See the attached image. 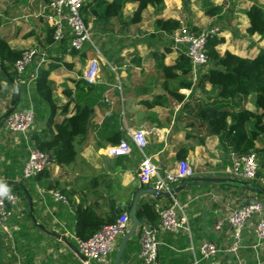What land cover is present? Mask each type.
<instances>
[{
	"label": "crops",
	"instance_id": "crops-1",
	"mask_svg": "<svg viewBox=\"0 0 264 264\" xmlns=\"http://www.w3.org/2000/svg\"><path fill=\"white\" fill-rule=\"evenodd\" d=\"M238 2L232 11L231 3L223 4L222 0H164L159 11L148 7L136 24L131 20L138 4L127 3L122 19L96 23L91 17L86 24L92 40L75 52L71 47L73 34L65 22L66 39H50L54 30L47 18L50 0H0V39L20 54L32 49L38 53L22 74L16 70V61L0 56V191H12L18 200L8 222L0 225V264H88L78 251V242L86 235L82 226L89 212L90 225L103 226L127 213L130 231L135 195L139 190L156 188V179L149 184L140 180L144 155L133 141L139 131L147 135L145 155L160 172L175 171L183 160L193 171V177L172 185L173 196L144 194L139 198L138 216L143 205L151 204L160 217L156 222L139 217L159 230L157 264H264V241L259 243L256 237L259 216L246 225L234 252L230 250L236 240L228 222L239 208L264 202V147L260 146L264 135L252 152L259 164L256 178L235 176L232 157L236 152L227 143L222 144L223 136L214 133L206 118L200 116L216 100L210 95L211 84L200 83L208 64L194 70L191 63V72L184 75L176 70L179 77L172 79L163 71L164 66H175L182 56L188 57V45L175 47L173 41L185 25L196 33L208 25H218L219 37L225 40L218 47L222 55L228 51L255 58L264 50V39L247 34L250 21L245 13L255 2L264 5V0ZM212 5L223 6V12L212 18L206 16ZM239 18L242 24L236 25ZM158 19L179 21L181 28L167 34L157 26ZM93 64L98 65L99 73L90 83L85 75ZM47 72L48 101L39 86L41 73ZM184 82H192V86L186 87ZM216 104L237 112L247 109L262 114L251 96ZM81 105L90 107L92 117L87 138L76 139L75 161L60 166L48 154V168L27 179L24 169L30 149L38 148L36 140H50L56 133L55 126L74 116ZM37 106L42 108L39 113ZM27 110L35 113L29 133L11 132L6 126L9 114ZM253 125L251 121L248 130ZM121 142L132 145L129 155L106 154L107 148ZM209 179L219 181L207 182ZM57 192L67 202L57 200ZM176 203L180 206L178 216L187 219L185 229L161 230V213ZM90 229L93 227L86 232ZM123 236L117 239L109 264H114ZM141 239L139 228L130 238L120 264H145L140 257ZM206 243L220 252L204 258L201 247Z\"/></svg>",
	"mask_w": 264,
	"mask_h": 264
},
{
	"label": "built area",
	"instance_id": "built-area-1",
	"mask_svg": "<svg viewBox=\"0 0 264 264\" xmlns=\"http://www.w3.org/2000/svg\"><path fill=\"white\" fill-rule=\"evenodd\" d=\"M84 0H50L48 20L53 24V39L55 42L64 40L65 24L71 29L73 39L72 49L77 52L82 51L84 46L91 42L92 33L86 24L82 15ZM211 35H218L217 29H211L202 33H195L188 27L181 28L174 36L175 47L179 44L188 45L187 56L189 57L194 70L201 69L209 63L207 53L208 38ZM38 55L37 50H28L16 61L15 67L19 74L25 72L26 68L33 62ZM99 68L93 64L85 75V79L94 83L97 80ZM35 122V113L33 110L13 111L6 119L7 128L13 133L27 135ZM133 141L144 155V160L139 169L140 180L149 184L156 179V190L160 192H171L172 185L193 177V171L190 164L186 161H180L175 171L160 172L152 159L145 155V149L148 145L147 135L139 131L133 135ZM132 152V145L128 142H121L107 148L106 154L110 157L127 156ZM232 173L235 176H244L247 179H255L259 169L257 155L233 154ZM51 158L48 154L38 148H31L29 157L24 169V176L29 179L43 173L50 165ZM57 200L67 202V198L61 193H55ZM17 196L12 191H0V225H5L12 216V210L17 205ZM180 208L178 203L169 207L161 213V230L173 232L179 229H185L187 219L185 216L179 217L177 210ZM259 216L256 226V237L258 242L264 241V202L255 201L247 204L235 211L228 222L234 230L236 244L230 250L236 251L242 238V232L246 225ZM131 219L129 214L125 213L114 222L104 225L92 237L87 240H79L78 251L88 261H95L98 264H109L110 256L115 252L117 239L124 235L130 227ZM141 232V253L140 257L145 264H157L159 256V230L150 224H143L140 227ZM220 250L213 244L206 243L201 247V253L204 258H210L216 255Z\"/></svg>",
	"mask_w": 264,
	"mask_h": 264
},
{
	"label": "trees",
	"instance_id": "trees-1",
	"mask_svg": "<svg viewBox=\"0 0 264 264\" xmlns=\"http://www.w3.org/2000/svg\"><path fill=\"white\" fill-rule=\"evenodd\" d=\"M127 3L138 4L131 20L134 24L141 22L143 13L148 7H154L159 11L164 6V0H84L82 15L87 24L91 17L95 18L96 23H108L112 19H122ZM223 9V6L212 5L206 11V15L211 18L219 16ZM245 13L250 21L247 34L249 36L259 35L264 39V5L255 2ZM157 26L167 34H173L181 28L180 22L176 20L158 19ZM53 33L54 30L51 31L50 39L54 41ZM224 42L225 40L219 37V33L208 38V70L200 83L205 81L211 84L210 95H213L216 100L213 104L207 105L201 111L200 116L206 118L214 133L223 136L222 144L227 143L236 153L249 154L256 151V141L264 135V50H261L255 58H243L228 51L222 55L218 47ZM73 51L77 52L74 49ZM0 56L15 62L22 54L12 50L5 40L0 39ZM191 69V62L186 56H182L175 66L163 67L168 79L179 77L175 73L176 70H181L185 75L191 72ZM184 85L191 87L192 82H184ZM39 86L41 92L45 91L43 98L47 101L51 99L48 72L41 73ZM241 96L253 97L257 109H260L262 114H255L247 109L237 112L232 110V107L231 109L221 108L216 104L224 101L235 102ZM66 109H68L67 106L63 111ZM91 117L92 111L89 106H77L74 116L65 118L55 126L56 133L50 140H36L37 147L49 154L57 165H70L78 154L75 148L76 139L85 140L87 138ZM251 121H254V125L251 130H248V124ZM90 215L91 212L84 217L87 218L82 226V231L86 233L83 240L89 239L103 227L101 224L90 225L92 221ZM139 217L146 218L149 222H156L160 218L155 206L151 204L143 205L139 210ZM85 226L86 229H84ZM91 227L93 229L86 232Z\"/></svg>",
	"mask_w": 264,
	"mask_h": 264
},
{
	"label": "water",
	"instance_id": "water-1",
	"mask_svg": "<svg viewBox=\"0 0 264 264\" xmlns=\"http://www.w3.org/2000/svg\"><path fill=\"white\" fill-rule=\"evenodd\" d=\"M206 181L207 182H217L219 180H217V179H209V180H206ZM174 193H175L174 191H171L170 193L160 192V191H157L153 187L142 189V190H139L137 192V194L135 195V199H134L133 205L131 207V218H132V222H133L132 228L130 229V231H128L127 233L124 234L114 264H120L121 263L123 255H124V252H125V249H126V246H127L128 242H129L130 238L133 237L134 235H136L139 232V228L141 227V225L144 224L143 221H141L139 219V216H138V213H137L138 201H139V198L141 197V195L149 194V195H152V196L158 197V198H160V197H166L167 198V197L173 196ZM82 258L88 264H92V263H89V261L85 257L82 256Z\"/></svg>",
	"mask_w": 264,
	"mask_h": 264
},
{
	"label": "rangeland",
	"instance_id": "rangeland-1",
	"mask_svg": "<svg viewBox=\"0 0 264 264\" xmlns=\"http://www.w3.org/2000/svg\"><path fill=\"white\" fill-rule=\"evenodd\" d=\"M240 1V0H239ZM222 3L223 4H229V3H231V5L229 4V7H231V9L230 10H232V11H235V9H237V4L239 3L238 2V0H235V2H234V4H232V2H231V0H222ZM226 8H228L226 5H224ZM210 8V7H209ZM228 10V9H227ZM206 15V14H205ZM207 16V15H206ZM149 19H150V17H149ZM223 19H226V17H224ZM151 20V19H150ZM234 22H235V20L234 21H231L230 23H229V25H233L234 24ZM238 24H242V22H241V18H239V21H237V24L236 25H238ZM214 26L213 27H211L210 25H208V26H206L205 28H203V31H199V33H202V32H204V31H209V30H211V29H217L218 30V33H221V31L219 30V27H218V25H215V24H213ZM185 27H188V26H186L185 25ZM232 27H234V26H232ZM196 33V32H195ZM223 49H225V48H223ZM247 53H249L248 51H247ZM221 108H223V107H221ZM40 109H42L41 107H36V113H39L40 112ZM261 113V112H260ZM260 146L261 147H264V144H260ZM261 158H263L264 159V156H262ZM119 239V238H118ZM95 262V261H94ZM96 263V262H95ZM97 264V263H96Z\"/></svg>",
	"mask_w": 264,
	"mask_h": 264
}]
</instances>
